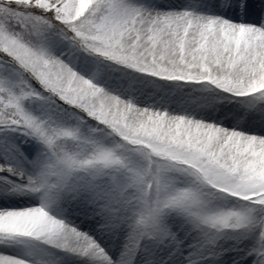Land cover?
I'll list each match as a JSON object with an SVG mask.
<instances>
[{"label": "snow or ice", "instance_id": "6c2138e0", "mask_svg": "<svg viewBox=\"0 0 264 264\" xmlns=\"http://www.w3.org/2000/svg\"><path fill=\"white\" fill-rule=\"evenodd\" d=\"M0 264H264V0H0Z\"/></svg>", "mask_w": 264, "mask_h": 264}, {"label": "rangeland", "instance_id": "374dc122", "mask_svg": "<svg viewBox=\"0 0 264 264\" xmlns=\"http://www.w3.org/2000/svg\"><path fill=\"white\" fill-rule=\"evenodd\" d=\"M79 57L80 58L78 60H76V64H78V65L83 64L82 65L83 67L87 66L86 68L87 69L89 68V71H90L89 75L96 77L97 83L99 85L102 81H108L110 83H113L115 81L113 83L114 84L113 85L114 92L124 94L125 98H127V96H133L134 97L136 95L132 90L134 87L138 88L140 93L142 95H145V97L148 99L149 98H155L157 100H160L161 98H165V99L168 98L166 96L167 90L157 91L153 87L146 86L145 84L141 83L135 77L134 78L136 80L135 79H129L127 81L121 80V82H116V78L118 77V75L110 72L111 70L108 67V65H106V62H97L92 57H88L84 53H80ZM84 62H87V64ZM84 64H86V65H84ZM128 71L131 73V70H128ZM148 89H150V90H148ZM34 107H36V105H34Z\"/></svg>", "mask_w": 264, "mask_h": 264}, {"label": "bare ground", "instance_id": "6f19581e", "mask_svg": "<svg viewBox=\"0 0 264 264\" xmlns=\"http://www.w3.org/2000/svg\"><path fill=\"white\" fill-rule=\"evenodd\" d=\"M87 64V62H84ZM84 64V65H86ZM83 64H76V70L81 72L82 75H84L86 78H91L93 76L89 75L90 74V71H89V68L87 69L86 67H83L82 66ZM106 65H108V67L110 68V72L112 73H115L116 75H118V77L116 78V82H121L122 81H127L129 79H135V75L134 74H131L127 69H123L121 66H117L115 64H111V63H107L106 62ZM113 75V74H112ZM136 80V79H135ZM115 82V81H114ZM113 82V83H114ZM113 83H110L108 81H102L100 83V86H104L106 87L109 91H112L114 92V88H113ZM133 92L136 94L134 97L135 99H137V101L141 104V105H146V104H155V105H159L161 103H164L167 102L166 100L168 99H165V98H161L160 100H157L155 98H146L145 95H142L139 91L138 88L134 87L133 89ZM150 90V89H148ZM172 100H175L177 99V97H175L174 95L171 97ZM173 107L175 106L174 104L172 105Z\"/></svg>", "mask_w": 264, "mask_h": 264}]
</instances>
